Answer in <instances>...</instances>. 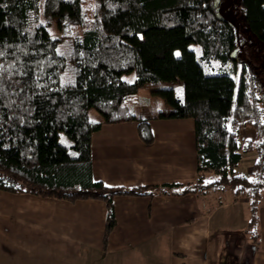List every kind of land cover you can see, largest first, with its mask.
I'll return each instance as SVG.
<instances>
[{"label": "trees", "instance_id": "trees-1", "mask_svg": "<svg viewBox=\"0 0 264 264\" xmlns=\"http://www.w3.org/2000/svg\"><path fill=\"white\" fill-rule=\"evenodd\" d=\"M223 1L0 0V192L102 202L105 248L118 196L228 189L248 200L245 232L254 239L264 197L260 82L246 63L235 78L236 33L218 13ZM238 5L264 48V0ZM40 19H56L60 37L50 38ZM127 74L132 83L122 79ZM171 82L182 84L181 96L175 88L156 91L172 111L151 119L192 120L195 181L140 188L93 181L92 135L104 125L133 122L140 141L151 145V119L137 117L129 102L141 87ZM90 110L101 120L92 121ZM246 128L254 140L240 139ZM247 154L255 155L249 176L238 172Z\"/></svg>", "mask_w": 264, "mask_h": 264}, {"label": "crops", "instance_id": "crops-1", "mask_svg": "<svg viewBox=\"0 0 264 264\" xmlns=\"http://www.w3.org/2000/svg\"><path fill=\"white\" fill-rule=\"evenodd\" d=\"M150 127L154 141L148 146L133 122L104 125L94 133L92 180L112 188L193 183L192 120L151 119ZM240 139L254 140L255 133L242 129ZM254 162L255 155L248 160L243 156L245 176L252 174ZM248 203L228 189L154 198L118 196L116 224L104 248L102 202L0 192V264H227L220 256L230 245L235 263L264 264V197L257 208L254 239L245 232Z\"/></svg>", "mask_w": 264, "mask_h": 264}, {"label": "rangeland", "instance_id": "rangeland-1", "mask_svg": "<svg viewBox=\"0 0 264 264\" xmlns=\"http://www.w3.org/2000/svg\"><path fill=\"white\" fill-rule=\"evenodd\" d=\"M218 13L222 17V19L229 22L236 33V42L235 49L232 53V58L236 61V77L239 75L242 63L248 64L253 70L255 76L259 79V91L257 98L260 99L259 102V111L261 113V121L264 122V48L263 44L258 38V36L253 33L246 23L245 19V11L244 9L238 5V0H224L220 3L218 7ZM56 19H40V24L45 25L49 32L50 38L58 39L60 37V33L56 26ZM190 49L195 51L196 55H200L199 47L195 45H191ZM215 65V64H214ZM233 65V63H230ZM229 72L228 69H225ZM122 79L127 83H132L134 80L133 74H127L122 77ZM178 83V84H177ZM180 82H171V83H159L155 85H146L144 87L139 88L137 95L129 102V107L132 113L137 116L148 118L153 116L154 114H158L160 112L168 113L172 109L170 106L166 104V102L156 93L158 90L175 88L176 95L181 96V91H178L181 87ZM90 119L92 121H99L101 117L94 110H90L89 112ZM250 129V128H248ZM254 155V154H251ZM245 160H248L250 154L244 155ZM243 165L241 169H239V173L245 174V171H242ZM246 168V166H244ZM248 169V168H247ZM246 169V171H247ZM249 172V171H247ZM245 244H242V247L245 248ZM232 246H228L226 251L220 256L223 263L227 264H238L235 263L237 258L234 257ZM246 257V256H245ZM248 258V257H247ZM242 264H248V261H244Z\"/></svg>", "mask_w": 264, "mask_h": 264}]
</instances>
